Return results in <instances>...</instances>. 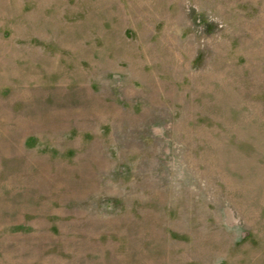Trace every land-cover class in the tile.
I'll return each mask as SVG.
<instances>
[{
  "label": "rangeland",
  "instance_id": "obj_1",
  "mask_svg": "<svg viewBox=\"0 0 264 264\" xmlns=\"http://www.w3.org/2000/svg\"><path fill=\"white\" fill-rule=\"evenodd\" d=\"M0 264H264V0H0Z\"/></svg>",
  "mask_w": 264,
  "mask_h": 264
}]
</instances>
